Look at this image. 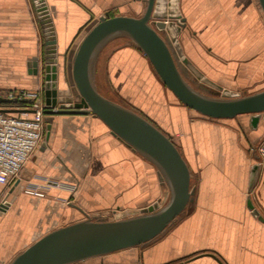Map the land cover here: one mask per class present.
<instances>
[{
    "label": "crops",
    "instance_id": "crops-1",
    "mask_svg": "<svg viewBox=\"0 0 264 264\" xmlns=\"http://www.w3.org/2000/svg\"><path fill=\"white\" fill-rule=\"evenodd\" d=\"M45 2L57 38L60 88L74 86L71 56L90 24L106 12L141 14L139 0ZM169 2L164 9L168 15ZM179 4L173 13L185 18L182 45L192 65L233 91L264 90V11L259 1L179 0ZM44 36L36 0H0V91L43 89V73L34 74L32 64L44 55ZM121 56L123 63L127 56L126 63L142 68L153 84V94L146 99L152 113L147 116L173 136L189 164L193 201L187 207L190 216L176 219L163 237L82 264H264V222L255 212L264 217V155L257 154L264 146V114L256 128L250 114L204 116L181 103L135 47L127 46ZM137 86L148 93L147 85ZM47 118L43 142L19 179L11 186L0 182L2 264H10L45 233L81 220L86 213L102 218L107 212L129 213L156 199H170L156 166L99 117L52 115L50 130ZM47 180L61 185L48 186L44 196L24 190L46 185Z\"/></svg>",
    "mask_w": 264,
    "mask_h": 264
},
{
    "label": "water",
    "instance_id": "water-1",
    "mask_svg": "<svg viewBox=\"0 0 264 264\" xmlns=\"http://www.w3.org/2000/svg\"><path fill=\"white\" fill-rule=\"evenodd\" d=\"M144 1L146 8L140 16L106 12L91 24L71 56L74 86L60 88L53 20L45 0H36L45 35V52L42 59L34 60L32 66L34 74L40 76L43 73L48 130L52 115L92 114L99 117L114 134L156 166L170 190L168 203L162 207L150 206L139 214L118 219H104L86 213L81 220L45 233L10 264H82L93 257L144 246L173 224L193 201L191 170L173 136L147 115L103 95L95 84L98 57L113 39L121 36L130 38L147 56L165 86L184 105L215 119L250 114L251 126H258L264 114V90L218 96L194 86L182 72L170 42L153 25L155 17L168 15L164 10L167 0ZM258 1L264 11V0ZM172 2H169V15L173 17L176 13H173ZM185 22L183 18V25ZM157 25L164 27L165 23ZM173 26L171 22L167 28L177 41ZM17 101L0 97V103ZM23 102L28 103L29 100L24 99ZM256 168L257 165L253 173ZM249 205L253 208L251 201ZM255 212L264 222V217L257 210Z\"/></svg>",
    "mask_w": 264,
    "mask_h": 264
},
{
    "label": "rangeland",
    "instance_id": "rangeland-1",
    "mask_svg": "<svg viewBox=\"0 0 264 264\" xmlns=\"http://www.w3.org/2000/svg\"><path fill=\"white\" fill-rule=\"evenodd\" d=\"M139 1H141L140 3L141 12L140 13L142 14L146 8V2L144 0H139ZM172 1H173L172 2L173 9L176 8V10H179L180 9L179 0H172ZM159 22L165 23V26L159 27L157 25ZM171 22H173L174 24V26L172 27V30L175 31L174 33H176L175 37L177 38V41L174 40L172 36H170L171 34L167 28L168 24H170ZM153 25L157 27L158 30L163 35H166V37H168L167 39L170 42L171 47L177 56V62L179 63L181 70L183 71L185 75H188L193 80V84L196 87H198L199 89L209 94L218 95V96H222V95H233L234 96V95H241L244 93L240 91L238 92L233 91L232 89L226 86H223L216 82H212L211 80L207 79L205 74H203L200 70H198L196 67L192 65V62L190 61L187 54H185L183 50L182 38L184 36V30L186 28V24L183 25V18L181 15H177L176 13L173 17L170 15H165L164 17H155L153 19ZM81 40L82 38H79L78 42L80 43ZM127 46L135 47L140 56L142 57L145 56V58L148 59L147 56L143 53V51L130 38L126 36L117 37L116 39H114V41L111 44L108 45V47L105 48L101 56L99 55L100 57H98V60L95 66V72H94L95 84L97 88L99 89V91L103 95L107 96L108 98L115 100L117 102H120L128 107H131L140 113L148 115L149 112L152 113V110L150 109V105L147 104L148 102H146V99L149 93L153 94L151 92V89L153 88V84L148 80V76L146 75V73L145 74L142 73V68L140 70H137L132 65L131 62L126 63L125 59H127L126 58L127 56H125L124 58V63L122 62L123 56H121V52L125 50ZM152 70H153V74H155V76L157 75L156 77L159 80H161V78L155 71L154 67L152 68ZM117 75H119V80H120V81L118 80L119 82L115 80ZM136 84L137 85L139 84V86L143 85L144 88H146L145 86L147 85V88L149 90L148 93L146 94L145 92L143 93L142 91L140 92ZM257 149L259 150V152L257 153L259 156L260 154L264 155V146L261 148H257ZM259 162L260 161H258L257 163ZM192 185L193 187L194 185L196 186L197 180H193ZM167 202L168 201L165 198L156 199L155 201L151 202V204L149 205L136 208L135 210L133 209L134 211H131L129 213L127 212L128 214L125 211L124 212H121V211L120 212L119 211L107 212L106 215L102 218L115 219L114 217H116V215L117 217L123 218V217L138 214L142 212L143 210L149 208L150 206H154V205H158L160 207L165 206ZM189 216H190V213H188L186 209L177 219L182 218L184 220V218L189 217ZM166 230L153 240L163 237L165 235ZM126 250H129V249L127 248ZM132 258H134V256L129 255V259H132ZM127 261L130 262V260H127Z\"/></svg>",
    "mask_w": 264,
    "mask_h": 264
},
{
    "label": "built area",
    "instance_id": "built-area-1",
    "mask_svg": "<svg viewBox=\"0 0 264 264\" xmlns=\"http://www.w3.org/2000/svg\"><path fill=\"white\" fill-rule=\"evenodd\" d=\"M0 97L22 102V106H14L17 102H4L2 104L8 105H0V182L11 186L19 179L24 165L43 142L46 105L43 89L0 91ZM24 99L29 102H23ZM50 185L60 186L61 182L47 180L46 185L27 186L24 190L44 196Z\"/></svg>",
    "mask_w": 264,
    "mask_h": 264
},
{
    "label": "trees",
    "instance_id": "trees-1",
    "mask_svg": "<svg viewBox=\"0 0 264 264\" xmlns=\"http://www.w3.org/2000/svg\"><path fill=\"white\" fill-rule=\"evenodd\" d=\"M0 105H8V104H2V103H0ZM22 106V102H17V104H14V106Z\"/></svg>",
    "mask_w": 264,
    "mask_h": 264
},
{
    "label": "bare ground",
    "instance_id": "bare-ground-1",
    "mask_svg": "<svg viewBox=\"0 0 264 264\" xmlns=\"http://www.w3.org/2000/svg\"><path fill=\"white\" fill-rule=\"evenodd\" d=\"M118 218H122V217H117V216L115 217V219H118Z\"/></svg>",
    "mask_w": 264,
    "mask_h": 264
}]
</instances>
